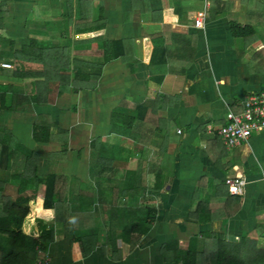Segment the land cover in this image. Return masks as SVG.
<instances>
[{
    "label": "crops",
    "instance_id": "0c3cea01",
    "mask_svg": "<svg viewBox=\"0 0 264 264\" xmlns=\"http://www.w3.org/2000/svg\"><path fill=\"white\" fill-rule=\"evenodd\" d=\"M0 1V43L11 45L0 62L9 69L52 24L58 39L48 51L66 47L82 60L71 78L103 60L101 49L75 47L77 27L85 39L95 23L101 41L125 47L96 72L95 89L78 82L47 104L0 109V204L25 203L29 151L38 176L64 179L52 264H264V131L233 149L218 134L250 93L264 90V0ZM245 26L253 33L235 36ZM6 71L0 93L34 90L38 80ZM36 123L52 125L49 143L34 141ZM44 193L37 185L35 197ZM32 204L22 233L37 238Z\"/></svg>",
    "mask_w": 264,
    "mask_h": 264
},
{
    "label": "trees",
    "instance_id": "16d2710c",
    "mask_svg": "<svg viewBox=\"0 0 264 264\" xmlns=\"http://www.w3.org/2000/svg\"><path fill=\"white\" fill-rule=\"evenodd\" d=\"M1 3V1H0ZM2 9L0 7V18ZM2 28L0 27V34ZM246 31L253 33V29L249 26L243 28L237 27L233 29L235 36L245 37ZM83 28L77 27V35L75 47H82L84 44L93 47L92 49H101L103 52L102 63L91 62L89 68L92 74L76 73L73 78L68 73L72 69L82 68L83 63L78 57L71 60L68 48H62L55 52L48 51L43 44L32 40L29 46L24 47L20 52L16 51V58L13 60V69L3 68L0 62V70H8L7 76L14 80H42L37 82L34 90L29 94H19L13 91L0 93V109L3 111H15L23 105H43L47 104L48 97L51 94L62 95L69 92L72 86L76 87L78 82L86 81L90 85V89L97 87L100 79V74L96 73L103 68L107 62L114 61L123 57L125 53L124 42H103L99 36V25L92 23L88 33L90 34L85 39H80L83 35ZM122 51L120 53V49ZM1 61V60H0ZM37 64H41L40 71H36ZM40 84L42 88H40ZM52 84H57V90L51 91ZM77 91V90H76ZM78 92V91H77ZM124 113V109H120L113 115V123L118 124V118ZM128 117V116H127ZM122 123V122H121ZM116 124V125H117ZM125 130H130L129 124H122ZM52 125L46 123H36L33 127L34 141L37 143L50 142V130ZM92 150L98 153V145L92 146ZM97 160L100 161V155H97ZM97 161V162H98ZM38 156L34 152L29 151L26 159L27 171L25 178V189H27V197L25 203L22 205L18 203L9 202L7 205L0 204V210L3 214L0 217V264H37L43 255L47 254L48 247L54 240V233L51 228L52 213L59 210L58 197L64 194L63 178L57 175H51L47 178H42L36 174V166ZM46 185V193L42 199L35 197V188L37 185ZM32 186V188H31ZM31 188V189H29ZM62 198V197H61ZM34 201L37 206L35 212V222L40 226V235L37 238L24 235L22 233L23 223L29 221L33 213ZM55 222H58L55 220ZM256 256L259 257V252L255 251ZM253 253V255H254ZM255 257V258H257ZM220 262V261H219ZM220 264V263H219ZM245 264V263H243Z\"/></svg>",
    "mask_w": 264,
    "mask_h": 264
},
{
    "label": "built area",
    "instance_id": "2783aa9c",
    "mask_svg": "<svg viewBox=\"0 0 264 264\" xmlns=\"http://www.w3.org/2000/svg\"><path fill=\"white\" fill-rule=\"evenodd\" d=\"M203 19L196 21V27L202 28ZM3 68H9L8 64H2ZM264 131V90L250 93L243 102L240 113L231 114L226 126L218 130L223 144L228 149H233L247 142L253 135ZM179 133H181L179 131ZM232 192L236 185L227 180ZM38 264H52L48 255H44Z\"/></svg>",
    "mask_w": 264,
    "mask_h": 264
},
{
    "label": "rangeland",
    "instance_id": "374dc122",
    "mask_svg": "<svg viewBox=\"0 0 264 264\" xmlns=\"http://www.w3.org/2000/svg\"><path fill=\"white\" fill-rule=\"evenodd\" d=\"M261 13H262V16H264V10ZM56 25H53L52 24L51 26L41 27L42 29H40L39 34L43 35L42 36L43 38H41L38 41L43 42L42 44H43L44 47L50 48V46H52L54 44V41H55V40L53 41V38H57L58 39V37L56 35L59 32V29H58V26H56ZM35 32H36L35 28H31V36L32 37L35 36ZM87 44L90 45L89 43H87ZM9 46L11 47V45H9ZM9 46L7 44H5V43H0V51L1 50H8V49H10ZM86 48H88V46H86ZM92 48L93 47H91V49ZM5 54H6L5 52H2V57L9 59V55H5ZM7 54H9V53H7ZM0 55H1V53H0ZM9 68H10V66H9ZM6 69H8V68H6ZM38 82H42V80L38 79ZM35 85L36 84L34 83L33 84V88L35 87ZM42 85L43 84H40V88H42Z\"/></svg>",
    "mask_w": 264,
    "mask_h": 264
}]
</instances>
